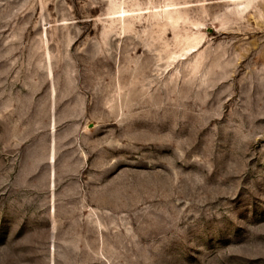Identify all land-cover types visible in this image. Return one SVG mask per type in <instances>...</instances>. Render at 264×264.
I'll return each instance as SVG.
<instances>
[{
  "label": "rangeland",
  "instance_id": "374dc122",
  "mask_svg": "<svg viewBox=\"0 0 264 264\" xmlns=\"http://www.w3.org/2000/svg\"><path fill=\"white\" fill-rule=\"evenodd\" d=\"M0 264H264V0H0Z\"/></svg>",
  "mask_w": 264,
  "mask_h": 264
},
{
  "label": "bare ground",
  "instance_id": "6f19581e",
  "mask_svg": "<svg viewBox=\"0 0 264 264\" xmlns=\"http://www.w3.org/2000/svg\"><path fill=\"white\" fill-rule=\"evenodd\" d=\"M239 1V0H238Z\"/></svg>",
  "mask_w": 264,
  "mask_h": 264
}]
</instances>
